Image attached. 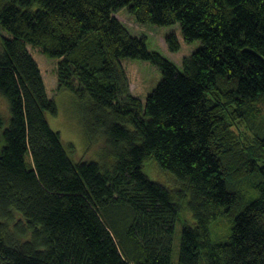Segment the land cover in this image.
I'll return each instance as SVG.
<instances>
[{
  "label": "trees",
  "instance_id": "trees-1",
  "mask_svg": "<svg viewBox=\"0 0 264 264\" xmlns=\"http://www.w3.org/2000/svg\"><path fill=\"white\" fill-rule=\"evenodd\" d=\"M123 9L201 48L178 66ZM168 45L180 51L175 33ZM29 47L57 61L56 93L73 96L102 161L73 159L51 129L57 104ZM125 59L162 74L145 101ZM0 98V264H264V0H0ZM150 161L174 185L151 181ZM250 181L259 197L243 208Z\"/></svg>",
  "mask_w": 264,
  "mask_h": 264
},
{
  "label": "rangeland",
  "instance_id": "rangeland-1",
  "mask_svg": "<svg viewBox=\"0 0 264 264\" xmlns=\"http://www.w3.org/2000/svg\"><path fill=\"white\" fill-rule=\"evenodd\" d=\"M114 16L120 22H122L134 35L145 37L149 50L160 51L166 57L175 62L178 66H181L184 58L189 56L193 51H197L201 48V43L199 41L194 42L190 45L187 44L181 35V30L179 27H150L147 25H141L130 14L128 9H123L120 12L115 13ZM173 29L175 32L172 31ZM174 33L181 43L180 51L177 53H173L168 45V36ZM29 50L40 66L43 79L49 92V96L54 98L57 104L58 116L53 117L49 115L47 117L51 129L61 134L62 140L67 148L70 146L73 147V151L71 153V157L73 159L95 162L102 161V157L104 155V149L102 148L103 141H101V143L98 142L90 147L91 142L86 136L83 127L81 126L82 117L80 114V109L77 106L76 101L73 99V96L67 92L56 93L57 61L44 56L40 49L29 47ZM123 65L128 75L131 93L134 96L140 98L142 101H145L146 98L158 87V85L162 81V74L160 70L150 62L133 59H125L123 61ZM6 107V102L0 98V109L6 110ZM231 123L233 124V122ZM242 130L244 132L246 131L245 128H242ZM101 148L103 151L101 150L99 152ZM144 171L149 179L153 182H157L166 187H168V185H174L175 183L168 173L157 168L154 161H150L145 164ZM251 175L254 176V173ZM257 177L260 182L262 179L260 178V176H258V174ZM255 183H258V180H256ZM229 188L233 189L230 183ZM246 192H249L246 199L240 198L238 203L239 206L243 208L259 197L256 185L251 181L250 186L245 190V193ZM184 209L182 211V216L180 215V219H178V222L176 224L173 255L175 262H177L179 259L183 229L187 224H191L194 221L192 212L188 210V208H186L185 210ZM237 214L238 213H235V211H233L232 216H227L230 225L233 216ZM18 219H20L19 216H14V222ZM225 222L227 225V219L225 220ZM213 224L211 225V230ZM9 227L13 228L14 226L13 224H10ZM214 230L216 232H214L212 235L213 242L226 241L230 235L229 230L225 233L224 224L223 226H214Z\"/></svg>",
  "mask_w": 264,
  "mask_h": 264
},
{
  "label": "bare ground",
  "instance_id": "bare-ground-1",
  "mask_svg": "<svg viewBox=\"0 0 264 264\" xmlns=\"http://www.w3.org/2000/svg\"><path fill=\"white\" fill-rule=\"evenodd\" d=\"M38 63V62H37Z\"/></svg>",
  "mask_w": 264,
  "mask_h": 264
}]
</instances>
